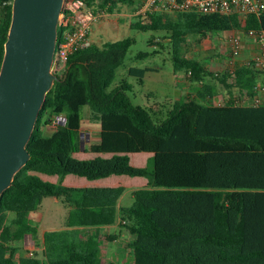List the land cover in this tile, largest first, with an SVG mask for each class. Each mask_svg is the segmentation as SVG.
I'll return each mask as SVG.
<instances>
[{
	"label": "trees",
	"instance_id": "16d2710c",
	"mask_svg": "<svg viewBox=\"0 0 264 264\" xmlns=\"http://www.w3.org/2000/svg\"><path fill=\"white\" fill-rule=\"evenodd\" d=\"M13 1L0 0V70ZM137 1L142 4L87 0L110 12ZM172 12L136 13L130 26L165 30L175 71L200 82L199 97H212L213 87L202 81L206 66L180 57L182 45L190 35L204 40L221 31L264 30V11L259 16ZM66 24L63 15L59 40ZM132 43L126 37L75 50L66 79L47 93L27 145L31 157L0 197V264H117L103 258L100 232L117 222L134 236L129 243L134 264H264V104L241 102L254 96L258 71L244 64L215 73L229 94L221 104L182 100L144 107L132 99L130 85L108 90ZM147 70L133 66L130 73L142 81ZM84 106L100 123V133L83 148ZM58 115L65 121L47 135L45 128ZM131 155L139 156L137 163ZM69 175L78 180L65 181ZM113 175H126L138 187L81 185V179ZM127 189L134 197L130 206L120 203ZM47 196L68 204L64 228L42 231L35 222L34 212ZM27 234L42 241V256L23 250Z\"/></svg>",
	"mask_w": 264,
	"mask_h": 264
},
{
	"label": "rangeland",
	"instance_id": "374dc122",
	"mask_svg": "<svg viewBox=\"0 0 264 264\" xmlns=\"http://www.w3.org/2000/svg\"><path fill=\"white\" fill-rule=\"evenodd\" d=\"M141 6L142 4H140V1H137L134 5L126 3L120 4L114 12L107 11L108 15L101 20L102 22L100 21L94 26L93 35L98 43L113 42L126 37L133 38V43L127 50L124 62L116 69L115 79L110 84L108 90H113L121 85H130L132 88L129 94L132 99L135 103L144 107H149L158 103L164 104L165 102H172L174 104L178 102V104H180L182 100H195L197 102L209 104L224 103L229 98V94L226 87L220 83L215 74L227 68L226 62L229 57L228 45H226V41L223 40L221 34L219 32L211 33L204 40L190 35L182 45L180 54H178L180 57L186 59L192 58L199 60L206 66L207 72L209 73L203 74L202 81L213 87L215 96L212 98L207 96L203 99L199 97V95H196V93L198 94L199 88L202 89L201 86H197L200 82L191 81L190 77L187 76V73L183 70L180 71L182 77L180 76L181 78L178 83V89H180L181 94L174 96L170 93L168 86L164 85L161 81V79H164L166 82V79L171 76V73H176L174 67V48L171 40L167 37L168 33L165 30H138L130 26V21L134 14L139 13L138 10ZM170 14L173 15L174 13L171 12ZM251 38L254 43L257 41L255 37ZM244 42L243 39L242 52L239 57L240 63L251 60L256 53L248 49V45ZM252 45L254 46V44ZM133 66L157 68L160 72L159 75L155 70L147 72L153 73L152 75L154 76L152 77L158 80L159 83L155 82L158 85L157 89L153 90L151 93V90H148L144 85L145 76L141 81L138 76L132 75L130 73V68ZM258 76L260 75L258 74ZM234 94L238 96L240 93L238 90H234ZM82 116L83 141L86 147L90 143L98 141L100 123L92 118L89 106H84ZM154 116L158 118L161 115H159L158 112L155 113ZM55 128L54 125L47 126L45 128V133L48 135ZM133 155L130 157L131 161L132 163L133 161L137 163L139 156ZM120 203L124 206H130L134 203V197L130 189L124 192L120 199ZM68 207V204L64 203L61 198L58 199L55 196H47L43 199L37 211L34 212V220L36 223H39L42 231L64 228L67 225ZM108 228L113 232H110ZM120 229L122 231L121 235ZM100 232L102 237L101 248L104 251L105 257L106 255H115L113 252H116L118 255L116 257L120 264H134L133 250L130 249L129 246V243L134 240V236L126 227L117 222L115 224L102 226ZM112 234H117L118 238L112 239L107 237V235ZM22 248L28 253L32 251V255L37 253L39 256H42V241L36 242L31 234L25 236L22 241Z\"/></svg>",
	"mask_w": 264,
	"mask_h": 264
},
{
	"label": "water",
	"instance_id": "95a60500",
	"mask_svg": "<svg viewBox=\"0 0 264 264\" xmlns=\"http://www.w3.org/2000/svg\"><path fill=\"white\" fill-rule=\"evenodd\" d=\"M65 3L13 1L0 70V197L31 157L27 145L47 93L67 77L52 71Z\"/></svg>",
	"mask_w": 264,
	"mask_h": 264
},
{
	"label": "built area",
	"instance_id": "2783aa9c",
	"mask_svg": "<svg viewBox=\"0 0 264 264\" xmlns=\"http://www.w3.org/2000/svg\"><path fill=\"white\" fill-rule=\"evenodd\" d=\"M180 10L220 14H254L259 16L264 11V0H142V6L138 11L139 13H146L148 11L172 12ZM63 15L66 18L67 27L63 37L58 40L52 64V71L60 77L64 76L67 70V63L71 54L77 49H84L94 43L92 39L94 26L104 19L108 12L104 8L95 9V7L88 4L87 0H71L67 5L65 14L62 13ZM219 33L229 48L226 69L251 64L262 76V80L257 81L254 85L255 94L252 98H244L242 101L239 95L237 98L246 104H264V30L259 32L249 31L248 36L255 37L258 41L259 51L251 60L242 63L239 62V57L242 52L243 39L239 33L232 31H221ZM64 121L65 117L58 115L53 120L52 125L56 126ZM30 254H33L32 251Z\"/></svg>",
	"mask_w": 264,
	"mask_h": 264
},
{
	"label": "crops",
	"instance_id": "0c3cea01",
	"mask_svg": "<svg viewBox=\"0 0 264 264\" xmlns=\"http://www.w3.org/2000/svg\"><path fill=\"white\" fill-rule=\"evenodd\" d=\"M227 31H232V32L239 33V32H237V30H227ZM239 35L242 37V39H244V41H245L244 43L246 45H248V49H250L252 52L255 51L256 53L259 51V43L257 41H255V43H254L253 39L250 36L242 34V33H239ZM92 39H93V42L96 43V44H100V45L104 44V43H98L94 39L93 33H92ZM252 44H254V46ZM154 70L157 72L158 75L160 74V72L157 70V68H152V67H149V70L147 72L154 71ZM147 72H146L145 78H144V85L147 87L148 90H151V93H152L153 90L157 89L158 85L156 83H159V82H158V80L155 79V77H152V76H154V75H152L153 73H151V72L147 73ZM180 76L182 77L181 72L180 71H178V72L176 71V73L175 72L171 73V76L166 79V82H165L164 79H161L162 83L164 85L168 86V89L170 90V93H172L174 96H177L178 94H181L180 89H178L179 88L178 87V83H179L180 78H181ZM183 78H187V77H183ZM261 80H262V76H259V80L258 81H261ZM197 86H200L199 83H198ZM196 95H198V94L196 93ZM196 95H194V96H196ZM207 96H209V95H207ZM214 96H212V97H214ZM209 97L212 98L211 96H209ZM82 147L84 148V146H82ZM79 156H89L90 157V156H92V154H88V155L83 154V155H79ZM105 156H107V155H105ZM75 180H78V179L69 175V176L66 177L65 181H70V183H72ZM81 180H82V184L81 185H116V184H119V183H124V184H127L128 186H130V188L138 187V186H131V185H133V184H131V178L126 176V175H121V176L113 175V176H109V177H106V178L97 179V180H93V181H87L85 179H81ZM145 184H146V181L142 179L141 185H145ZM68 212H69V209H68ZM108 230H109V228H108ZM120 231H121V229H120ZM110 232H113V231H110ZM121 234H122V231L120 232V235ZM116 235L112 234V236L115 237L114 239L118 238V235L117 236ZM130 249H132V248L130 247ZM113 253L115 255H110V256L106 255V257H107L106 258L104 256V251L102 249V256H103V258L105 259L106 262L114 261L115 263L120 264L118 262V258L116 257V256H118L117 253L116 252H113Z\"/></svg>",
	"mask_w": 264,
	"mask_h": 264
}]
</instances>
